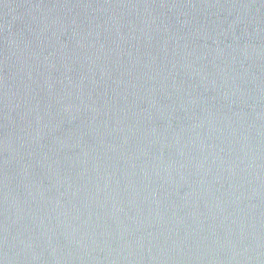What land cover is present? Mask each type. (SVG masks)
I'll return each mask as SVG.
<instances>
[{
	"label": "water",
	"instance_id": "obj_1",
	"mask_svg": "<svg viewBox=\"0 0 264 264\" xmlns=\"http://www.w3.org/2000/svg\"><path fill=\"white\" fill-rule=\"evenodd\" d=\"M0 264H264V0H0Z\"/></svg>",
	"mask_w": 264,
	"mask_h": 264
}]
</instances>
